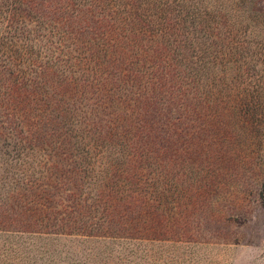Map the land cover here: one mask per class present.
<instances>
[{
    "label": "rangeland",
    "instance_id": "374dc122",
    "mask_svg": "<svg viewBox=\"0 0 264 264\" xmlns=\"http://www.w3.org/2000/svg\"><path fill=\"white\" fill-rule=\"evenodd\" d=\"M93 20L104 26L108 78L93 62L70 85L35 74L60 40L70 55L94 51ZM25 41L41 59L28 71L24 114L11 112L15 92L0 83V264H264V0H0V66L9 44ZM121 48L134 53L124 63ZM124 76L140 101L137 133L154 139L122 152L119 176L133 173L142 199L127 224L166 222V244L85 236L103 235L108 190L93 195V163L111 156L82 133L116 119L103 105L116 109Z\"/></svg>",
    "mask_w": 264,
    "mask_h": 264
},
{
    "label": "trees",
    "instance_id": "16d2710c",
    "mask_svg": "<svg viewBox=\"0 0 264 264\" xmlns=\"http://www.w3.org/2000/svg\"><path fill=\"white\" fill-rule=\"evenodd\" d=\"M15 1H17L22 6H25L26 3H29L32 0ZM17 7L18 5L14 4L12 9H18ZM23 12L25 16H30L31 12ZM7 14H10L11 20H15L16 14L8 11ZM6 19L10 21L9 15L6 17ZM92 22L93 27L91 28L90 33L93 35V37H91L89 43L91 47L97 46V49H95V47L94 51L87 49L88 54L84 52L76 53L78 52L76 49L75 51H72L74 52V54L70 55L67 51H65V41L60 40V43L52 45V50L50 52V63L46 62L44 65L45 68L41 69V72H37L35 74L37 75L46 73L47 75H52L54 77L56 76V74H58L62 78V81H65V84L70 85L72 84L71 81H78V78H76V76L78 72L77 70L82 68L80 67L81 63L83 62L82 65H88L90 62H93L95 65L94 70L97 73H101L103 79L108 78V75H111V72H106V66L111 61V54L110 51L106 49V47L101 46V43L99 42V38L97 36L100 33L101 29L104 28V26L102 25V22L100 20H93ZM33 33L34 30L27 32L29 37H31L30 35H33ZM82 34L88 35L87 29L82 28L80 31V35ZM29 37H25V39H28L30 41ZM119 37L121 38L122 36ZM62 38H65V36H63ZM25 42L26 43H24L23 45H17L11 42L8 45L10 57H6V64L4 66H0V83H2L3 86L8 88L9 91L15 92L9 94L8 104L10 105L11 112L15 113V110H18L16 112L17 114H24V111H27V108L31 104L30 99L28 100V98H30V95H28V83L26 81H29L28 76L30 75V73H33V69L35 67H39L36 64L37 61L41 59H39V55L36 51L34 56L30 55L31 52L34 51V43L33 45H29L27 41ZM103 45H105L104 42ZM114 53L117 54L118 57L122 58L123 56L122 60L120 59L123 63L134 55L133 52L131 53L123 51V48H121L120 51L114 50ZM13 64L15 65L14 67ZM131 64L134 65V61H132ZM18 65L22 67L21 70H18V68L15 69ZM12 67L13 69H11ZM127 76L130 77L131 75ZM126 81H128L126 82L128 84V91L125 90V93H123V89L120 88V90H118V92L123 98L118 101L116 109L111 110V113H109V111H105V109H110V100L109 108L103 105L104 111L102 113L105 112V115L113 114L111 118L115 117L116 119H110V122L106 123L103 126L99 124H97L96 126L93 125L92 128H94L93 130L95 132H91L92 130L89 128L90 126L85 123V129L82 133L83 135H86L83 137V144L85 143L86 146H90L91 141L95 140L94 145L100 143L102 148L105 149L106 153L110 154L111 156V159H109L108 157H100V159H97L98 157H95L93 163V171L96 170V173H94L93 176L94 178H96V184L92 189V191H94L93 195L97 197V195H103L104 193H106V189L108 190V204L104 206L105 213L101 214L103 218L99 220V228L103 230V235H97L94 230H91V233H87L85 236H88V238H101L99 240H101L102 242L107 241L111 243H118V245H121L122 243H127V245L133 246H140L139 244L148 243L166 244V222L162 223L161 221H158V225L155 227L148 226V223L146 222L138 223V225L127 224V221L131 219H129L128 215L126 214L129 213V215H131L138 212L136 210V207L140 206L139 204L142 199L140 193H138L137 195V192L133 191L132 189L134 187L141 188V185L140 187H138V182H140V180L136 179L133 173L122 178L119 176V162H121L122 159L124 160L122 152L124 148H127L128 146H137L140 142H142L143 144L145 143V145H147L153 142L154 139L151 135H144L142 137L140 136V133H137L140 129L137 127V122L135 118H137V111L139 109L140 101L136 104L139 98L136 97V95L129 87V84L132 79L128 78L126 79ZM88 84L89 82L82 88L88 87ZM113 84L118 85L119 88L124 83H122L121 79L117 77L114 79ZM101 85L104 86V88L110 86L108 84V81H104V83ZM18 91H20L21 95L17 94ZM23 91H25L26 94H24ZM184 95H187V93H184ZM146 96L147 95H142V97ZM131 104H134L133 110H131V112H128L127 109L128 107H130ZM172 104L175 105L176 103L172 102ZM93 114H95V112L92 109H88V111L86 112V116H93ZM70 115L72 117V113ZM95 118L96 117H93V119ZM118 122L121 126V132L119 131ZM26 130L27 126L22 127L20 132L22 133ZM89 134H93L91 140L88 137ZM23 135L26 136V133H24ZM23 135L21 134V136ZM66 142L67 144H70L72 142V138H68ZM124 143H126L127 145H125ZM91 148L94 147L91 146L90 149ZM90 153L93 154L92 151ZM124 184L130 187V195H128L126 198H120L119 200V190H121ZM83 203H85V201ZM32 230L37 232V234L39 235L48 234L46 231L41 232L36 231L35 229ZM162 233L164 234L161 236ZM30 234H33V232H31ZM53 234L57 233H55L54 231Z\"/></svg>",
    "mask_w": 264,
    "mask_h": 264
}]
</instances>
